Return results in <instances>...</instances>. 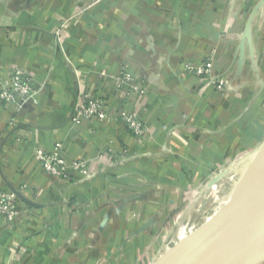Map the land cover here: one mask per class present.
I'll list each match as a JSON object with an SVG mask.
<instances>
[{
	"label": "crops",
	"instance_id": "crops-1",
	"mask_svg": "<svg viewBox=\"0 0 264 264\" xmlns=\"http://www.w3.org/2000/svg\"><path fill=\"white\" fill-rule=\"evenodd\" d=\"M261 26L264 0H0V70L20 67L41 86L35 104L0 101V189L10 183L36 204L21 202L12 222L0 218V264H34L64 249L94 209L102 215L115 201L149 211V223L157 211L179 209L230 154L257 149ZM209 49L215 70L229 76L222 91L183 68ZM121 70L143 92L116 89ZM85 95L104 102L106 119L71 122ZM121 111L136 114L144 133H131ZM57 144L87 171L68 180L46 173L35 151ZM222 182L208 183L201 203Z\"/></svg>",
	"mask_w": 264,
	"mask_h": 264
},
{
	"label": "rangeland",
	"instance_id": "rangeland-1",
	"mask_svg": "<svg viewBox=\"0 0 264 264\" xmlns=\"http://www.w3.org/2000/svg\"><path fill=\"white\" fill-rule=\"evenodd\" d=\"M261 27L260 30H263L264 32V27ZM256 57L258 59L257 67L264 80V35H261L260 37V48L257 50ZM248 71L249 70H247V72ZM249 77L252 78L253 76L249 75ZM251 78L248 79L250 80ZM253 79L257 82L255 76ZM242 95H244V93ZM261 96L262 97L259 99V102L257 101V107L259 109L262 108L261 111H264V94H261ZM254 148L255 146H250V148H248L249 150L247 149L249 153H246L248 151H240L238 153L235 152L236 154H230L226 161L218 167H215V169H212L207 176H202L200 178V181L195 187V192L184 197L186 202L184 204L179 203V209L157 211L156 217L151 218L149 223H147V219H150L151 217L150 212L138 210L134 204L131 208L123 211L120 209L121 205L115 201L113 208L108 209L107 211L103 210L102 215H100L102 212L101 210L94 209L90 213L94 215L92 223H90L86 218V221L89 222V224L86 225V223H84V225L80 227L81 233H79V236L74 242L67 244L64 249L57 252L52 249H50L51 251H45V253L39 255V257L37 256L36 261L33 263L154 264L160 256L165 254L162 252L159 256L161 247L169 235L175 230L180 229V226L178 225L181 220L182 222L185 221L188 218L186 216L195 210L196 205L200 204L201 201L208 196L210 192L208 183L215 184L220 180H223V186L221 185L222 193L218 197V199H220L217 201L215 206L212 205L207 211L203 210L204 212H202L198 218L196 224L197 229L200 230V227H204L203 230H200V236L203 237L206 233L205 228H208V231L205 238L201 239L202 241L200 240L193 245V247L191 246V248H189V251L186 253L187 264L191 258L198 254L201 246L212 234L221 215H223L225 209L227 208L229 203L228 195L234 188L232 187L234 181L229 182L228 178L236 172L241 158L244 159L254 154L253 152L256 151V149L252 151ZM71 161L74 160H68V162ZM236 162H238V164L233 170V165H235L234 163ZM230 171L231 173L229 174ZM174 197H176V195ZM196 198L197 200L196 203H194L195 205L193 208L185 213V206L191 200ZM144 215L147 216L145 217ZM261 264H264V261Z\"/></svg>",
	"mask_w": 264,
	"mask_h": 264
},
{
	"label": "built area",
	"instance_id": "built-area-1",
	"mask_svg": "<svg viewBox=\"0 0 264 264\" xmlns=\"http://www.w3.org/2000/svg\"><path fill=\"white\" fill-rule=\"evenodd\" d=\"M214 55L215 51L209 49L204 51L194 61L184 59L183 68L187 75L196 76L212 90L222 91L228 84L229 76L226 71L215 70ZM135 79L132 72L119 71L115 78L116 89L125 88L135 93L143 92ZM40 90L41 86L36 85L33 77L24 69L13 67L6 74L0 70V101L15 104L18 109H21L28 103H37V96ZM106 117L104 102L98 97L85 95L82 102L74 107L70 120L73 124H76L81 119L99 121L106 119ZM120 117L124 120L127 129L131 133L135 135L144 133V126L136 114L121 111ZM35 155L46 173L61 180L71 179L73 174L87 171V161L74 160L68 162L62 156L61 145L59 144L51 152L36 149ZM20 205L21 201L16 198L14 193L0 189L1 219L8 222L14 221L18 215Z\"/></svg>",
	"mask_w": 264,
	"mask_h": 264
},
{
	"label": "water",
	"instance_id": "water-1",
	"mask_svg": "<svg viewBox=\"0 0 264 264\" xmlns=\"http://www.w3.org/2000/svg\"><path fill=\"white\" fill-rule=\"evenodd\" d=\"M253 153L254 174L249 167L250 175L247 173V178L228 195L227 208L197 254L205 253L204 256L195 264H261L264 261V140ZM6 184L21 202L36 206L10 183ZM205 229L202 238L207 235L208 228Z\"/></svg>",
	"mask_w": 264,
	"mask_h": 264
},
{
	"label": "bare ground",
	"instance_id": "bare-ground-1",
	"mask_svg": "<svg viewBox=\"0 0 264 264\" xmlns=\"http://www.w3.org/2000/svg\"><path fill=\"white\" fill-rule=\"evenodd\" d=\"M253 161H254V155H250L244 159L241 158L238 164V168L236 169V172L233 173L232 176L228 178L229 182L234 181L232 187H236L237 184L239 185L241 181L242 182L244 181L243 178L248 173L247 171L249 167L251 169V170L249 169L250 173L252 175L254 174V171L252 169L254 163ZM249 175L250 174L248 173L247 176ZM246 178L247 177H245L244 179ZM222 186L219 187L214 193H212L205 201H203L201 205L185 221H183L178 225L180 226V229L175 230L173 233L169 235V237L166 239L163 246L161 247L159 256L162 254V252L165 254L160 257L158 256L159 258L156 260L154 264H186V253L189 251V248H191V246L193 247V245L199 242L202 238L200 236L201 235L200 230L197 229L196 227L198 218L200 214L204 212L203 210L207 211L208 208L211 207L212 205L215 206L217 201L220 199V198L218 199V197L222 193L221 192ZM262 247L264 250V242ZM200 254L197 255L194 259L190 260L187 264L197 263L201 259V257L204 256L205 253L201 255Z\"/></svg>",
	"mask_w": 264,
	"mask_h": 264
}]
</instances>
